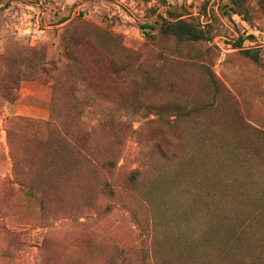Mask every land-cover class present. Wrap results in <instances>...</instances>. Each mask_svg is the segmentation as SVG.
Instances as JSON below:
<instances>
[{"label":"rangeland","instance_id":"rangeland-1","mask_svg":"<svg viewBox=\"0 0 264 264\" xmlns=\"http://www.w3.org/2000/svg\"><path fill=\"white\" fill-rule=\"evenodd\" d=\"M246 7L248 14H235L230 0H0V71L38 68L19 74L13 104L0 98V264H241L258 239L264 247V67L235 48L240 36H252L242 49H260L264 63V0ZM168 11L208 25L211 41L163 39ZM73 55L81 71L68 68ZM65 72L74 96L90 100L81 121L94 128L91 158L109 157L115 168L81 180L45 176L44 131L22 125L33 138L16 176L6 134L12 118L47 122L55 77L58 111H82L68 103ZM82 76L106 96L93 100ZM117 97L126 99L120 107L106 104ZM164 106L190 112L188 120L160 119ZM105 119L119 121L123 134L100 129ZM213 208L229 215L224 249L220 231L208 233L211 225L200 221ZM241 225L236 245L230 232Z\"/></svg>","mask_w":264,"mask_h":264},{"label":"trees","instance_id":"trees-1","mask_svg":"<svg viewBox=\"0 0 264 264\" xmlns=\"http://www.w3.org/2000/svg\"><path fill=\"white\" fill-rule=\"evenodd\" d=\"M246 6L247 0H230V10L235 12V14H239L240 12L248 14ZM160 19L161 25L159 27V34L163 39L173 41L176 43V45H196L202 42H209L212 39L210 31L208 30V25H201V23L195 19L187 20L183 18L182 14H176L171 11H168L167 18L161 17ZM245 40L254 42V38L252 36H240L235 42V48L239 50L240 54L245 59L250 61L255 66L263 68L264 63L260 49H242V44ZM182 50L184 49H174V52L179 54ZM72 62V65L68 67L70 68V71L73 66H76V69L81 71L80 66H77L78 62L74 55L72 56ZM25 67L27 70L33 73V75L38 70L37 66L31 65L29 63H23L19 65L17 67V74H15V72H7L4 67L1 68L0 98L8 104H13L16 100L15 93L19 90L18 76L21 73L20 78H25V74L22 73L25 72ZM119 72L113 71L114 74ZM65 74L67 76L65 78L68 81L69 88H71L70 99L68 103L74 109H77L83 105L82 111H75V114L72 116H68L63 114L62 111H58L60 108L57 107L55 101L59 99L60 95L57 81L58 79L55 77L50 100L49 120L47 122L34 121L20 117L12 118L10 121V128L7 129L6 134L10 154L12 157L13 172L16 176H18V165L26 149V143H28L30 139L33 138L32 136H29L30 139H28L26 134L20 132L18 128L22 125L27 126L30 129H38L40 127L44 131V136L39 141V144L41 145L40 155L43 161L41 165V171L45 176L61 174L62 176L69 177V179L75 177L81 180V178L89 179L92 177V175L98 172L95 171V169H102L105 172H110L115 168L114 162L112 160L110 161L109 157H104L103 162L99 164L91 158V142L94 135V128L87 129L85 124L81 121L83 109L87 105V101L90 100L85 99L82 101L78 100L74 96V91L76 89L75 81L68 75L67 72H65ZM77 79L81 81L85 88L89 91L93 100H95V96H106L98 91L96 84L92 80V77L83 78L82 76L77 77ZM149 83L147 82L148 86L154 85L151 81H149ZM98 88L100 89L99 83ZM96 91H98L100 94ZM117 98L119 99L106 100V104L114 108L120 107L121 104H124L126 99L122 97ZM145 107L156 108L155 105L150 104L145 105ZM170 108V106H164L159 109L158 116L160 119L173 116L175 119L174 124L176 125L183 124L188 120L187 115H190V112H187L183 109H175L174 111L170 112ZM99 127L114 137H118L119 135L123 134L121 123L119 121L105 119L101 122ZM211 151H213V149H211ZM138 174V170H133L129 173L127 182L130 184V186L135 185ZM96 186L103 193L112 196V191L110 190V184L108 182L97 183ZM20 187L24 191L26 197L36 198V191L31 183L25 184L24 181H21ZM198 201L205 202L206 200H201L198 198ZM228 216L229 215L225 211L213 208L212 210L209 209L208 211L206 209V212L200 219L204 226L211 225L207 229L208 233L220 231L217 233L223 237L221 242L223 249L229 242L226 240V236L228 235L226 230L230 229L228 226V222L230 221ZM188 221L190 224L193 223V220L191 219ZM242 226L243 225L237 227L238 231L235 230L230 232L231 239L234 241V243H236V245L241 243V235L243 234V231L247 229L246 227ZM236 233H238L237 238ZM259 240L260 239L255 242V247L253 250L247 249L245 251V256H241V264H264V247L262 246V243H259Z\"/></svg>","mask_w":264,"mask_h":264}]
</instances>
